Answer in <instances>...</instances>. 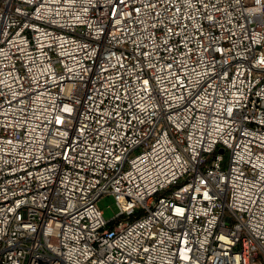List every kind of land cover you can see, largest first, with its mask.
<instances>
[{
  "label": "built area",
  "instance_id": "built-area-1",
  "mask_svg": "<svg viewBox=\"0 0 264 264\" xmlns=\"http://www.w3.org/2000/svg\"><path fill=\"white\" fill-rule=\"evenodd\" d=\"M0 264H264V0H0Z\"/></svg>",
  "mask_w": 264,
  "mask_h": 264
},
{
  "label": "rangeland",
  "instance_id": "rangeland-1",
  "mask_svg": "<svg viewBox=\"0 0 264 264\" xmlns=\"http://www.w3.org/2000/svg\"><path fill=\"white\" fill-rule=\"evenodd\" d=\"M226 157L228 156V152H225ZM97 205L99 209L102 211V214L105 219H109L114 216V199L112 196L104 195L97 201Z\"/></svg>",
  "mask_w": 264,
  "mask_h": 264
}]
</instances>
